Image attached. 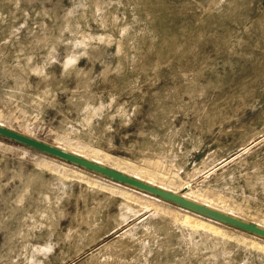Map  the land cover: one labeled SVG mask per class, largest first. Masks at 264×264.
Masks as SVG:
<instances>
[{
  "label": "rangeland",
  "instance_id": "374dc122",
  "mask_svg": "<svg viewBox=\"0 0 264 264\" xmlns=\"http://www.w3.org/2000/svg\"><path fill=\"white\" fill-rule=\"evenodd\" d=\"M0 122L264 225V0H0ZM140 198L0 139V264H264Z\"/></svg>",
  "mask_w": 264,
  "mask_h": 264
},
{
  "label": "water",
  "instance_id": "95a60500",
  "mask_svg": "<svg viewBox=\"0 0 264 264\" xmlns=\"http://www.w3.org/2000/svg\"><path fill=\"white\" fill-rule=\"evenodd\" d=\"M0 139L27 148L36 153L71 164L91 174L122 184L139 192L155 197L176 207L219 222L227 227L264 240V226L246 218L212 207L200 201L163 188L110 165L67 150L56 144L16 130L0 123Z\"/></svg>",
  "mask_w": 264,
  "mask_h": 264
},
{
  "label": "bare ground",
  "instance_id": "6f19581e",
  "mask_svg": "<svg viewBox=\"0 0 264 264\" xmlns=\"http://www.w3.org/2000/svg\"><path fill=\"white\" fill-rule=\"evenodd\" d=\"M1 123V122H0ZM2 124V123H1ZM5 125V124H4ZM25 133V132H24ZM30 135V134H29ZM33 136V135H32ZM259 140H256L255 142H253V143H251L250 144V146H252V145H254L255 143H257ZM57 145V144H56ZM59 146V145H58ZM22 147V146H21ZM23 148H25V147H23ZM64 148V147H63ZM247 148H249V146H247L246 148H245V150L247 149ZM25 149H27V148H25ZM66 149V148H65ZM28 150V149H27ZM67 150H69V149H67ZM70 151H72V150H70ZM73 152H75V151H73ZM75 153H77V152H75ZM79 154V153H78ZM42 155V154H41ZM80 155H82V154H80ZM45 156V155H44ZM82 156H84V155H82ZM46 157H48V156H46ZM85 157H87V156H85ZM49 158H51V157H49ZM89 158V157H88ZM54 158H52V160H53ZM92 159V158H91ZM55 160H57V159H55ZM93 160H96V161H99V162H101V163H104V162H102L101 160H97V159H93ZM59 161V160H58ZM60 162H62V161H60ZM63 163H65V162H63ZM66 164H68V163H66ZM104 164H106V163H104ZM68 165H71V164H68ZM108 165V164H107ZM71 166H73V165H71ZM110 166H112V165H110ZM74 167H76V166H74ZM112 167H114V168H116V169H118L116 166H112ZM76 168H78V167H76ZM79 170H82L81 168H78ZM119 170H121V171H123V172H126L127 173V171L125 170V169H119ZM212 170V169H211ZM84 171V170H83ZM139 172H143L144 171V168H140L139 170H138ZM85 172H87V171H85ZM89 173V172H88ZM91 174V173H90ZM128 174H130V173H128ZM94 175V174H93ZM131 175H133V174H131ZM95 176H97V175H95ZM133 176H136V177H138V178H141L139 175H133ZM97 177H100V176H97ZM100 178H102V177H100ZM104 180H106V181H108V182H111L112 184H114V185H116V186H119L120 188H122V189H125V190H127V192L128 193H136V194H138V195H140L141 196V198H140V203L141 204H146L147 206H156V204L157 203H160V202H163V203H167V202H164V201H161V200H159V199H157V198H155V197H152V196H150V195H147V194H145V193H142V192H139V191H137V190H135V189H132V188H129V187H127V186H124V185H122V184H119V183H116V182H113V181H111V180H108V179H105V178H103ZM142 179V178H141ZM143 180H145V179H143ZM147 181V180H146ZM149 182V181H148ZM152 183V182H151ZM154 184V183H153ZM159 186V185H158ZM164 188V187H163ZM183 188H187V189H189V185H185ZM167 189V188H166ZM173 191V190H172ZM175 192H179V191H175ZM184 196H187V197H189V198H192V199H194V200H197V201H200V200H198V197H197V195H194V194H191L190 192L188 193V192H186V193H184V191L183 192H181ZM200 202H202V203H205L204 201H200ZM167 204H169V203H167ZM205 204H207V205H210L209 203H205ZM171 205V204H170ZM171 206H173V207H175L176 208V210L178 211L177 212V221L179 220L180 221V223H182L184 226H187V227H189L190 229H192V230H202V231H216V230H220L221 228L222 229H230V230H234V231H237V232H241V231H239V230H236V229H233V228H230V227H227V226H225V225H223V224H221V223H219V222H216V221H214V220H211V219H208V218H205V217H202V216H200V215H198V214H195V213H193V212H190V211H188V210H185V209H182V208H179V207H176V206H174V205H171ZM210 206H212V205H210ZM212 207H214V206H212ZM215 208H217V207H215ZM219 209V208H218ZM222 210V209H221ZM225 211V210H224ZM227 212V211H226ZM230 213V212H229ZM233 214V213H232ZM234 215H236V214H234ZM238 216V215H237ZM241 217V216H240ZM244 218V217H243ZM247 219V218H246ZM249 220V219H248ZM252 221V220H251ZM255 222V221H254ZM257 223V222H256ZM259 224V223H258ZM262 225V224H261ZM264 226V225H263ZM241 233H244V232H241ZM244 234H246V233H244ZM249 235V234H248ZM251 238H253L252 240H255V239H259V240H263V239H260V238H258V237H255V236H252V235H249Z\"/></svg>",
  "mask_w": 264,
  "mask_h": 264
}]
</instances>
